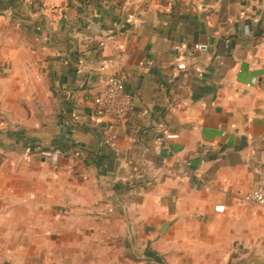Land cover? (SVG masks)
Segmentation results:
<instances>
[{
  "label": "crops",
  "instance_id": "crops-1",
  "mask_svg": "<svg viewBox=\"0 0 264 264\" xmlns=\"http://www.w3.org/2000/svg\"><path fill=\"white\" fill-rule=\"evenodd\" d=\"M263 179L264 0H0V264H264Z\"/></svg>",
  "mask_w": 264,
  "mask_h": 264
},
{
  "label": "built area",
  "instance_id": "built-area-1",
  "mask_svg": "<svg viewBox=\"0 0 264 264\" xmlns=\"http://www.w3.org/2000/svg\"><path fill=\"white\" fill-rule=\"evenodd\" d=\"M178 71L182 66H177ZM142 70H148L144 67ZM91 118L93 121L108 119L114 123L126 120L130 112L131 102L125 91L123 81L120 77H111L106 81L104 90L97 95L92 103ZM160 142V141H159ZM160 146L167 150V145L160 143ZM51 154L60 156L58 151H52ZM244 199L250 205L264 210V179L260 182L255 191L248 192Z\"/></svg>",
  "mask_w": 264,
  "mask_h": 264
}]
</instances>
